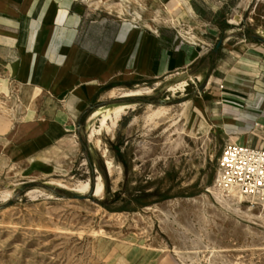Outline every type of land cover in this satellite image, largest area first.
<instances>
[{"label": "rangeland", "instance_id": "rangeland-1", "mask_svg": "<svg viewBox=\"0 0 264 264\" xmlns=\"http://www.w3.org/2000/svg\"><path fill=\"white\" fill-rule=\"evenodd\" d=\"M128 1L126 17L141 21L165 6ZM223 7L219 19L233 28L231 42L240 36L262 42L254 38H264V0ZM182 81L147 80L115 89V98L107 93L77 125L74 146L52 163H0V264H264V217H257L264 208L248 211L245 203L241 213L222 206L210 190L224 139L219 130L198 125L204 87L194 80L171 89ZM143 88L152 92L120 97ZM10 101L0 78V118L11 116ZM129 102L134 106L112 131L103 130L99 144L89 139L90 128L100 125L88 120L92 112ZM158 106H169L168 114L150 120ZM99 175L104 195L95 197ZM86 181L92 192L72 189Z\"/></svg>", "mask_w": 264, "mask_h": 264}, {"label": "crops", "instance_id": "crops-1", "mask_svg": "<svg viewBox=\"0 0 264 264\" xmlns=\"http://www.w3.org/2000/svg\"><path fill=\"white\" fill-rule=\"evenodd\" d=\"M160 1L165 13L156 23L83 0H0V78L12 103L11 116L0 118L4 167L56 161L111 89L173 76L204 87L200 128L219 130L224 143L264 148V43L231 42L233 28L219 18L232 0H188L191 9ZM169 15L176 26L163 22ZM180 25L195 43L181 37Z\"/></svg>", "mask_w": 264, "mask_h": 264}, {"label": "bare ground", "instance_id": "bare-ground-1", "mask_svg": "<svg viewBox=\"0 0 264 264\" xmlns=\"http://www.w3.org/2000/svg\"><path fill=\"white\" fill-rule=\"evenodd\" d=\"M83 1H85L88 5H91V6H96V7L103 6L104 8L109 10L111 13H115L116 15H119L123 18H126V11H127L123 3L130 2L128 0H121L122 3L120 2L115 5V4H112L110 0H83ZM181 1L182 3L187 5L189 9H191L189 6L188 0H181ZM162 11L163 10L161 9L156 10L155 14L157 15L153 19L155 22H159L160 17H162L161 16ZM133 19L136 20V17H134ZM162 20L164 23L168 25H174V26L177 25L176 20L170 15L167 17H164ZM178 29H179L181 37L190 41L191 43L196 42L195 35L191 33V31L188 28H185L183 25H180ZM186 84H187L186 81H182L181 83L172 86L171 89L172 90H176V88L183 89L186 86ZM116 90L115 89L110 90L108 92V97L115 98L117 95ZM151 92H152L151 88L130 90L129 92L121 93L120 97L142 96L144 94H149ZM133 106L134 104H115L112 107H101V108L96 109L94 112L90 114L88 120L95 121V119H99L100 125L98 127L93 125L90 128L89 139L96 142V144H99L101 140L100 135L103 132V130L107 129L108 131H112L113 127L117 125L121 117L126 114L127 109L129 108L131 109ZM149 107H152V105H149ZM169 110H170L169 106H158L157 108L151 110V112L148 114V118L150 120H154V119L163 117L168 114ZM106 163H107L109 171L112 172V162L110 160H106ZM63 172H66V171H63ZM98 178H99L98 183L96 184V187L94 188L93 192H94L95 197H102L104 195V183L100 175ZM51 183L60 185V186L61 185L66 186L61 181H57V180H52ZM72 189L78 193L84 194V193H87L91 189V185L89 181L78 182L77 184H75V186ZM210 190L214 193L217 200L221 203L222 206L230 207V205H235L236 206L235 210L238 212L245 213L241 210V208L243 207L245 203H248V206H247L248 211H252L257 207L247 197H245L236 187H230L227 191H225V190L217 188L214 184L212 187H210ZM11 195H12V190H9L4 193L3 197L8 198ZM257 217H260V218L264 217L263 209H260V214L257 215ZM209 264H213V262L210 261Z\"/></svg>", "mask_w": 264, "mask_h": 264}, {"label": "built area", "instance_id": "built-area-1", "mask_svg": "<svg viewBox=\"0 0 264 264\" xmlns=\"http://www.w3.org/2000/svg\"><path fill=\"white\" fill-rule=\"evenodd\" d=\"M215 186L225 191L236 187L254 205L264 208V148L224 143Z\"/></svg>", "mask_w": 264, "mask_h": 264}, {"label": "water", "instance_id": "water-1", "mask_svg": "<svg viewBox=\"0 0 264 264\" xmlns=\"http://www.w3.org/2000/svg\"><path fill=\"white\" fill-rule=\"evenodd\" d=\"M254 39L255 40H260V41H262L264 43V38L263 37H255ZM222 43H223V40H220L218 42V44H217V48H219L222 45ZM91 192H92V188H91Z\"/></svg>", "mask_w": 264, "mask_h": 264}, {"label": "trees", "instance_id": "trees-1", "mask_svg": "<svg viewBox=\"0 0 264 264\" xmlns=\"http://www.w3.org/2000/svg\"><path fill=\"white\" fill-rule=\"evenodd\" d=\"M89 112H87L85 115H87Z\"/></svg>", "mask_w": 264, "mask_h": 264}]
</instances>
